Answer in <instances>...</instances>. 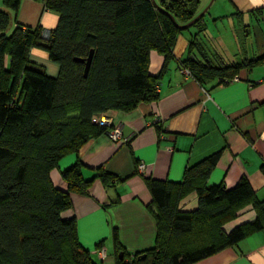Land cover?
I'll return each instance as SVG.
<instances>
[{
  "label": "trees",
  "instance_id": "1",
  "mask_svg": "<svg viewBox=\"0 0 264 264\" xmlns=\"http://www.w3.org/2000/svg\"><path fill=\"white\" fill-rule=\"evenodd\" d=\"M38 1L59 17L48 37L42 26L18 23L22 0H0V264H100L79 238L71 199V194L90 197L95 180L106 189L122 180L103 167L95 168L91 178L83 174L80 149L109 136L116 126L114 121L101 126L96 119L156 102L172 61L198 82L221 76V83L227 80L224 75L234 73L211 61L208 10L189 27H180L202 12L201 0ZM192 29L197 31L188 53L198 48L202 59H177L173 49L178 37ZM33 49L46 51L59 65L57 77L31 59ZM91 50L85 76L86 62L76 59L86 60ZM153 52L165 59L156 75L149 69ZM114 142L131 144L129 138ZM70 154L76 160L62 168ZM219 158L217 152L187 166L177 183L144 177L157 209L155 245L130 254L114 231L116 264H195L264 228V200H258L247 178L232 188L207 184ZM56 170L68 193L56 187L51 175ZM191 193L197 195L198 206L182 211L180 202ZM249 204L256 219L226 233L223 226Z\"/></svg>",
  "mask_w": 264,
  "mask_h": 264
},
{
  "label": "crops",
  "instance_id": "2",
  "mask_svg": "<svg viewBox=\"0 0 264 264\" xmlns=\"http://www.w3.org/2000/svg\"><path fill=\"white\" fill-rule=\"evenodd\" d=\"M221 2L228 9L231 5L236 7V11L231 12V7V13L215 16L208 9L210 20H207L206 33L214 50L211 61L221 62L234 75H224L227 80L221 83V76L198 82L172 61L161 78L160 97L156 102L142 104L130 113L109 114L121 127L123 137L131 141L129 147L103 135L88 141L78 153L86 178H91L95 168L101 167L118 174L122 180L128 177L108 189L95 180L90 197L71 194L79 238L100 264H116L114 231L130 254L154 247L157 209L144 177L177 183L187 166L218 152L220 158L207 184L224 183L232 188L245 177L258 200H264V0ZM204 7L201 1L200 8ZM230 16L237 23L230 25L228 34L227 27L214 34L215 29L221 30L219 22ZM58 20V15L46 11L43 2L38 0H22L17 15L19 24L42 26L44 33L52 31ZM195 31L192 29L178 37L173 49L177 59L190 55L189 41ZM201 54L197 48L190 56L202 59ZM258 58L255 65L245 66ZM31 59L45 65L49 74L56 75L58 65L49 60L46 51L31 50ZM164 60L163 55L153 52L150 72L160 73ZM159 127L164 130L163 134ZM76 158V154L68 155L61 167L69 166ZM139 163L146 165L144 174L137 171ZM52 174L55 182L60 179L57 170ZM117 199L118 204H111ZM105 205L108 206L105 208ZM197 206L198 197L191 193L179 207L182 211H192ZM256 217L253 206L246 205L223 229L230 233ZM99 242H104L99 247L101 251L96 247ZM195 264H264V228Z\"/></svg>",
  "mask_w": 264,
  "mask_h": 264
},
{
  "label": "rangeland",
  "instance_id": "3",
  "mask_svg": "<svg viewBox=\"0 0 264 264\" xmlns=\"http://www.w3.org/2000/svg\"><path fill=\"white\" fill-rule=\"evenodd\" d=\"M201 1L203 2V4L205 3V7L203 8V10H204L205 8H207L210 5L212 0H201ZM214 1L210 5V7L208 9H209V12H212L215 16H218V15H220L222 13L224 14V13H231V12H235L236 11V7H234V6L232 7V5L228 9V7H225V6L222 5L223 3L221 2V0H214ZM230 8H231V12H230ZM209 12H207V15H206V19L208 20V22L210 20ZM234 23L236 24L237 22L233 21L232 16H230L228 19L224 18L223 22H222V20L219 22V24L221 26V30L217 31L215 29V33L214 34H218L221 31H223L224 27H227V34H228V32L230 30V25H232ZM211 24H213V23H211ZM221 36H223V34H221ZM59 69H60V67L58 65V71H57V73L55 75L56 77L59 75ZM51 175H52V178H53V174H51ZM56 182H58V183H56V187H59V189H61V191L68 193V190H66L67 189V184L62 179L61 180L57 179ZM62 184L64 185V187H63Z\"/></svg>",
  "mask_w": 264,
  "mask_h": 264
},
{
  "label": "built area",
  "instance_id": "4",
  "mask_svg": "<svg viewBox=\"0 0 264 264\" xmlns=\"http://www.w3.org/2000/svg\"><path fill=\"white\" fill-rule=\"evenodd\" d=\"M49 35V32H46L44 33V36L45 37H48ZM184 72V74L186 75H191L190 74V71L188 69H183L182 70ZM97 122L99 125L101 126H111L112 123H113V117L112 116H101V117H98L97 119ZM109 136L111 137V140L113 141H118V142H124V141H127V138H123V135H122V129L120 126H115V128H113L110 133H109ZM145 169H146V165L145 164H140L139 167H138V170L140 173L144 174L145 173ZM102 256H103V259L105 258L106 254H105V251L103 250L101 252Z\"/></svg>",
  "mask_w": 264,
  "mask_h": 264
},
{
  "label": "water",
  "instance_id": "5",
  "mask_svg": "<svg viewBox=\"0 0 264 264\" xmlns=\"http://www.w3.org/2000/svg\"><path fill=\"white\" fill-rule=\"evenodd\" d=\"M213 1L214 0L211 1L210 5L213 3ZM210 5L207 8H205L204 10H202V12L197 17H195L190 23H188V24H186L184 26H180V27H182V29H185V28L189 27L190 25H192L194 22H196L200 17H202L206 13V11L210 7ZM169 16L175 21V19H174V17L172 15L169 14ZM93 53H94V51L91 50L90 55L88 56V58L86 60H84V59H76L77 61H80V62H84V61L86 62L85 76H87L88 71L90 69V66H91V63H92V58H93ZM121 255L122 254H120V256ZM142 257H145V255H143Z\"/></svg>",
  "mask_w": 264,
  "mask_h": 264
},
{
  "label": "clouds",
  "instance_id": "6",
  "mask_svg": "<svg viewBox=\"0 0 264 264\" xmlns=\"http://www.w3.org/2000/svg\"><path fill=\"white\" fill-rule=\"evenodd\" d=\"M191 76V75H190Z\"/></svg>",
  "mask_w": 264,
  "mask_h": 264
}]
</instances>
